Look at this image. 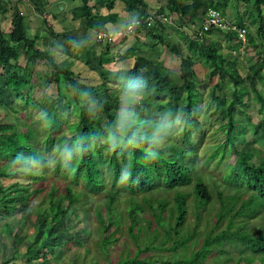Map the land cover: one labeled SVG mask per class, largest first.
Returning a JSON list of instances; mask_svg holds the SVG:
<instances>
[{"label":"trees","instance_id":"16d2710c","mask_svg":"<svg viewBox=\"0 0 264 264\" xmlns=\"http://www.w3.org/2000/svg\"><path fill=\"white\" fill-rule=\"evenodd\" d=\"M68 1L78 3L71 14L84 19L86 24L56 33L49 18V0H0V14L10 17L11 25V31L5 32L0 20V117L8 113L13 118L9 124L0 123V230L10 239L14 250L13 257L3 259L0 264L11 263L23 248L28 263L40 260L37 264H45L47 259L69 253L75 242L87 254L90 248L82 239L90 227L99 237L95 245L108 264L110 248L118 241L110 232L112 227L124 229L126 239L134 243L137 252L131 258H119L116 264L210 263L212 252L220 255L225 252L223 245L231 241L227 238L229 232L243 220L240 209L224 211V207L232 205L223 199L227 194L219 192L215 199L214 193L196 176L192 157L206 156L216 145L211 159L222 157L229 161L234 154V162L229 163L243 171L248 186L264 189L261 186L264 158L246 150L247 145L253 144L252 149L264 146V90L258 89L261 83L264 86V0H239L240 4H252L259 38L256 41L247 30L245 45L252 48L256 59L245 72L222 52L223 39L234 44L230 46L233 50L237 43L241 44L235 31L200 29L209 10L220 12L238 0H163L164 7L155 0L158 7L154 13H168L177 18L179 25L194 28L182 50L179 46L169 48L180 59L179 71L172 73L145 55L136 57V68L111 71L103 63L112 59L98 55L101 82L97 85L85 84L72 70L59 68L48 51L39 50L37 44L43 38H39V32L33 37L29 34L28 15L21 10L25 12L26 3L29 4L32 12L41 17L49 39L77 52L85 48L88 31L94 33L95 42L99 32H108L99 21V10L111 12L120 6L126 12H135L138 18H146L150 14L149 2ZM234 23L244 26L241 17ZM159 29H164L163 25L155 22L134 34L144 33L158 39ZM213 36L220 41L211 40ZM113 42H97L104 45L101 54H109ZM22 55L23 65L19 63ZM38 61L44 62L49 70L46 84H53L59 94L48 109L46 102L40 103L31 92L30 101L25 99L33 86ZM208 63V83L203 81L204 90L200 91L198 76ZM66 92L71 100L63 104ZM207 98L209 101L202 108ZM250 99L256 106L257 122L244 107ZM28 108L42 109L32 125L20 116ZM70 114L76 121H68ZM206 115L213 120L214 133L223 134L222 139L213 133L203 141L206 128L202 118ZM156 116L172 121L176 141L168 138L157 123H151ZM40 138L43 139L38 141ZM53 147L55 161L51 164L43 152ZM227 150L231 155L225 154ZM49 172L57 179L49 176ZM219 172L223 177V171ZM59 179L64 180L62 186L54 183ZM225 189L230 192L227 186ZM99 194L103 197L101 202L98 198L99 203L90 204ZM121 197L126 204L122 210ZM216 201L220 209L214 212ZM211 214L214 219L207 218ZM189 215L192 223H188ZM204 216V230H200ZM91 217L94 224H89ZM224 226V231L216 232ZM29 228L32 232L28 233ZM154 232L156 252L144 259L141 236L151 237ZM231 244L237 246L240 257L235 263L234 258L226 257L223 263L264 264V232L236 233ZM1 245L4 250L6 245ZM182 249H189L192 255L165 261L169 254L175 258ZM143 251L148 253L147 248ZM190 251L179 255L186 257ZM161 253L165 255L163 260Z\"/></svg>","mask_w":264,"mask_h":264},{"label":"rangeland","instance_id":"374dc122","mask_svg":"<svg viewBox=\"0 0 264 264\" xmlns=\"http://www.w3.org/2000/svg\"><path fill=\"white\" fill-rule=\"evenodd\" d=\"M148 2V0H147ZM151 3V1H149ZM236 1H233L232 3L230 2L227 9H222V11H220V13H222V16L224 18L225 21H227L229 24L231 25H235L234 21L238 20L240 17L243 20V24L244 26H240L245 28L246 30H248L250 32V34L252 35L253 38H255L256 41L259 40V38L256 36V29H257V21L255 19L254 13H253V8H252V4L249 5H245V4H240L239 0L236 2L237 4H235ZM37 16V15H36ZM129 18H135V12L132 13H128ZM6 15H2L0 14V20H1V27L2 29H4L5 32H9L11 31V25H10V21L8 22ZM41 19V17H40ZM174 19H176V17H174ZM7 20V22H6ZM42 20V19H41ZM40 20L35 19L33 20L32 24L34 26V34H38L39 32V38L40 37H46L47 39H49L47 37V35L45 34L44 31V27H38V23ZM234 23V24H233ZM42 24V21H41ZM237 26V25H236ZM38 27V28H37ZM199 27V26H197ZM186 31H188L189 35H192V31L193 29H188L190 27H185ZM32 33V31H31ZM29 32V34H31ZM237 33V32H236ZM41 35V36H40ZM182 36V35H181ZM238 36V33H237ZM215 37L214 39L211 38V40L214 41H220V38L217 36H213ZM120 39V38H118ZM169 40V39H168ZM238 41L241 43V40L238 38ZM39 42V41H38ZM42 41L40 43L37 44V47L39 50L41 51H48V56L50 58H52V56L55 58L56 63L59 65V68L63 69H69L72 70L75 74H78L81 79L83 81H85V84H92V85H97L98 83L101 82L100 80V70L101 69H97V67L93 65V68H90L91 71L94 72L93 75L90 74L89 71H86L84 69H81L79 67H76L77 65H74L75 63H71V62H67V61H62L60 60V56L57 55L56 53L54 54V52H50L47 48H45L42 44ZM130 41L127 42L126 47L128 48V50L130 51L134 49L133 45L130 48L129 46ZM185 43V41H184ZM221 45H222V52L225 55V57H227L228 59L232 60L233 62L237 63L239 66H241L243 68L242 72H245V69L251 64L255 62L256 56L254 54V51L252 50V48H247L246 45H243L242 43L239 45L237 43L236 45V50H233L230 48L231 45H234L233 43H231L228 40H221ZM50 47V46H48ZM249 47V46H248ZM65 48H61L62 51H64L65 53H69L71 54L72 57H74V55L76 54L73 51H69L68 50H64ZM133 54V52H130ZM54 61V62H55ZM19 63L21 65H23L25 63V57L22 55V57L19 59ZM179 63V61L177 62ZM44 62L38 61L37 65L35 66L36 69V74L33 75L32 77V85L29 91V94H27V96L25 97V99L27 101H30V99L32 98V96H37L38 97V101L40 103H44L45 106H47V109L49 108L50 104L53 103L55 96L58 97L59 94L57 93V91L55 90V87H53V84H50L48 86V84H46V80H47V76L46 72H48L49 70L46 68V64L44 65ZM79 66L81 67V65L79 64ZM210 66V63H208L205 68L203 69L202 73L198 76V81L199 83V90L203 91L204 90V86H203V81H205L207 84L208 80L206 78L207 73H208V68ZM240 67V68H241ZM171 71V70H170ZM177 72V70H176ZM98 74L96 76V74ZM177 75V74H176ZM61 81L63 79H60ZM217 83V79L214 80ZM118 82V81H117ZM124 88V87H122ZM258 89L260 90H264V86L263 83H261L258 87ZM66 91V90H63ZM33 93V95L30 98L31 93ZM53 96V97H52ZM248 98V97H247ZM71 100V95L70 93L66 92V96H65V100L62 101L63 104L69 103L68 101ZM207 101H209V99L207 98L206 100L203 101L202 103V108H205ZM21 100H17V103H20ZM246 105L244 107H247L248 114L251 116L252 120L254 122L258 121V116L256 113V106L255 103L253 102V100H246ZM42 103V104H43ZM220 109V108H219ZM212 110V108H210V111ZM72 111H76L75 109H73ZM1 112V111H0ZM42 113V109H38V108H28L22 111V114H20V116L25 117L28 120V124L32 125L36 120H38V116ZM241 119H243V117L240 116ZM68 121L70 123L76 121V118L74 115H71L67 118ZM154 120V119H153ZM13 121L12 115L10 114H5V116H1L0 117V123H4V124H9L10 122ZM203 121V125L205 126V130L203 131V141H206L207 139H209V137H211V135H213L214 130H215V126L212 127V123L213 120L209 117V115L203 116L202 118ZM157 124L159 125L158 128L162 129L168 136V138L176 141L177 139L175 138L176 135V131L173 132V127H172V121L170 119H166L164 121H157ZM34 127V126H33ZM25 130V129H23ZM58 134V133H56ZM54 134V135H56ZM220 136L221 139L223 137L222 133L219 132H215L214 136ZM219 138V137H218ZM43 138L38 139V141L42 140ZM212 145H214V142L212 143ZM241 145V144H239ZM253 144L251 146H246V150L247 151H252L253 148ZM216 145L211 147V151L208 155L203 156V158L201 159V163L204 166H208L210 164H212L211 166L205 168V167H201L200 170H198V175L201 177L202 180H204V182L208 185V187L212 190L214 183H217L220 185V188L222 191H226L225 190V186L223 185V183L221 182V178L220 175L221 173H219V169H221L224 173V176L222 177V180L224 182V184H226V186L228 188H230V192L227 195H224L223 199L225 200V202L228 200L232 203V205H228V207H224V211L229 210V208L231 209H240L239 215L241 216V219L243 220V222L239 223L236 227L234 231H230L228 234L229 239H231V241L228 244H224V248H225V252L222 253V255L217 254L215 251L212 252L211 254V261L210 263H205V264H211L212 262L214 264L219 263L220 260V264H225L223 263V259L226 257L229 258H234L233 259V263H235L237 261V258L240 257V252L237 248L236 245L231 244L234 240V235L236 233L238 234H244V233H248V234H257L260 232H264V207L263 206V198H264V189L263 191H261L258 188L255 187H249L248 184L244 181V175H243V171L238 168L235 169L229 162L233 163L235 160V155L233 154L231 156V158L228 160H226L225 158L219 157V158H215V159H211L212 157V152L216 149ZM240 148L242 146H239ZM258 147V146H257ZM243 149V148H241ZM256 151H258L257 155L258 158L262 159L264 158V149L261 148H254ZM240 150V149H239ZM52 153H54V150H51L50 152L46 153V155L49 158V161L51 163H53L54 159L52 157ZM254 153V152H253ZM225 154H229L231 155V151L229 152V150H227L225 152ZM213 165H218L219 168L215 169V167ZM49 176H52L51 173H49ZM53 178L57 179L56 177L53 176ZM5 183L10 182V180H4ZM54 181V180H53ZM64 180L59 179L58 181H54V183H56L57 185L62 186L63 185ZM261 186L264 188V181H262ZM217 193H219V190L216 186L215 191H214V195H215V199H216V195ZM98 198H100V202L103 199L102 194H99L96 196V198H93L90 200V204H96L99 203ZM227 203V202H226ZM239 205V207H231V206H236ZM126 204L124 202V197L120 198L119 201V208L122 210L123 208H125ZM91 214V213H90ZM47 217V216H46ZM94 218H90L89 219V224H94ZM204 219L200 220L199 223V229L200 230H204ZM213 222V221H212ZM212 222H209L210 224ZM188 223H192V219L189 215L188 217ZM33 228V227H31ZM17 227L14 226V230L16 231ZM210 229V228H209ZM226 229V227H221V228H217L216 232H221L224 231ZM87 232L84 233L83 236V241L86 242V245L89 246L90 251L87 254H84V250L81 248V246L79 248H75L73 247L72 252H71V256L69 257V259L67 260L68 262L66 264H71V261L75 260L74 264H80L81 261H84L86 264H108L104 259V255L97 249L95 242L97 241V239L99 238L98 235L96 234V232H94V230L90 227L88 229H86ZM32 232V229H28V233ZM111 233H113V236L115 237V239H117V243L114 244L111 248H110V253H109V260H111L110 264H116L117 261L119 260V258L123 259H127V258H131L133 255H136V249H135V245L134 243L129 240L126 239V236L124 235V229H119V230H115L114 227L111 228L110 230ZM0 235L2 236L3 233L0 230ZM25 235V234H23ZM155 232L153 233V235L151 237H149L147 234L141 236V243H140V248H141V254L143 256V258H150V256L155 254V247L156 244L155 241ZM125 240L127 241V243H125ZM1 243L6 245V248L3 250V248L1 247ZM25 244H23L24 246ZM74 245L76 246V242L74 243ZM133 246V247H132ZM147 248L148 249V253H143V249ZM7 251V254L5 253ZM190 251L188 250H179L176 255L174 260H179L180 259H187L188 257H190V255H192V251L189 252L188 256H183L179 255L182 254L184 252ZM25 253V249H21L20 251V255L19 258H21L23 260V262H17L16 264H33V263H39L40 260L34 261L32 263H27L25 260H27V258L24 257ZM164 253H161L160 258L161 260H163L164 258H162V256ZM9 255H11V242L10 239L8 237L2 236L0 238V263L3 259H6L7 257H10ZM178 256V257H177ZM237 256V257H235ZM182 257V258H181ZM217 257V258H216ZM49 258V256H48ZM62 259V261H61ZM171 260L170 257L169 259H166L165 261H169ZM175 260V261H176ZM200 260H203L202 258H200ZM47 262L45 264H64L63 261H65L64 255L60 256L58 259H56V257H52V259H47ZM255 261V260H254ZM11 264V263H10ZM254 264H257V262L255 261Z\"/></svg>","mask_w":264,"mask_h":264},{"label":"crops","instance_id":"0c3cea01","mask_svg":"<svg viewBox=\"0 0 264 264\" xmlns=\"http://www.w3.org/2000/svg\"><path fill=\"white\" fill-rule=\"evenodd\" d=\"M49 1L51 3L49 7V18L56 33H61L66 30L68 31L78 29L85 26L86 23L84 19H76L71 14L72 9L78 6V3L76 1ZM149 1H151V3ZM149 1L148 2L150 6V14L155 12L154 9L158 7V3L159 6L162 7H164L165 5V2L163 0H159L158 3L155 2V0ZM25 7L27 10L25 12L23 10L21 11L24 14L28 15L26 23L28 24L29 28L27 29H29L30 33L32 31L30 35L33 37L35 36V34L33 33L35 29L32 24L33 20H40L38 23V27H43V25L41 24L42 20L38 15L36 16V14L32 12V9L29 4L26 3ZM164 12L167 13L166 11ZM128 13L129 12H126L123 7L117 6L111 12H105L103 9L99 10L98 16L99 21L103 24V27L106 28L108 32H115L122 30L124 26L132 19L129 18ZM164 16L168 17L169 15L167 13L164 14ZM7 20L9 22L10 17H7ZM185 27L186 26L184 25H179L178 21H175V25L171 26L169 24H165L163 25L164 29H159L161 38L158 39L157 37L156 39H152L150 36H146L144 33L136 35L134 34L130 38L117 39L111 44V47H109V54H101L104 45H100L93 40L94 33L92 31H88L86 33L85 48L83 50L75 52L76 54L74 55V57H72L71 54L62 51V47L57 42L51 39H47L46 37H42L43 40L41 39V44L49 51L59 55L60 60L75 63L74 65H77L76 67L89 71L91 75H93L94 72L90 70V61H92V64H94L98 68V55L105 57V60L110 58L112 59L108 63H103L105 69L111 71L122 68L124 70H128L131 67L133 68L136 63V57L145 55L148 56L149 60L161 63L164 68L170 69L172 73H176V70L177 72L179 71L180 59L175 54L170 53L169 48L172 46H179L178 49L182 50V48L185 47V43L188 42L189 37H191V35L188 34V31H186ZM47 37L50 38L49 36ZM87 38L89 39V41H87ZM128 41H130V48L134 47L133 50L130 49L129 51L126 47ZM132 45L133 47H131ZM69 51L70 50H68V52ZM130 52H133V54ZM178 61L179 63H177ZM79 64L81 65V67L79 66Z\"/></svg>","mask_w":264,"mask_h":264},{"label":"built area","instance_id":"2783aa9c","mask_svg":"<svg viewBox=\"0 0 264 264\" xmlns=\"http://www.w3.org/2000/svg\"><path fill=\"white\" fill-rule=\"evenodd\" d=\"M155 22H158L162 25L167 23H172L170 18L165 17L164 15H159L157 13H151L146 18H138L135 17L131 19L122 30L115 32H99L96 35L97 42L105 43L111 42L118 38H130L139 28L151 27ZM210 29H219V30H234L238 33V37L244 40L246 31L243 28H236L232 26L224 18L221 14L215 10H210L206 14L203 23H202V31L207 32Z\"/></svg>","mask_w":264,"mask_h":264},{"label":"clouds","instance_id":"9594fccd","mask_svg":"<svg viewBox=\"0 0 264 264\" xmlns=\"http://www.w3.org/2000/svg\"><path fill=\"white\" fill-rule=\"evenodd\" d=\"M213 10V9H212ZM210 11V10H209ZM216 11V10H215ZM217 12H219V11H217ZM220 13V12H219ZM221 14V13H220ZM221 16H222V14H221ZM223 17V16H222ZM167 18H170L171 20H172V23L170 24V23H167V24H169V25H171V26H173V25H175V21H177V18L176 19H174V17H171V16H168ZM204 20V19H203ZM203 23V22H202ZM232 26H235L236 28H243V27H240V26H236V25H232ZM200 28V27H199ZM201 30H202V26H201V28H200ZM243 29H245V28H243ZM219 30V29H218ZM222 31H225V30H222ZM227 31H234V30H227ZM245 31L247 32V30L245 29ZM203 32V31H202ZM236 32V31H235ZM239 38V37H238ZM240 39V38H239ZM117 40V39H116ZM241 40V43L243 44V45H245V43H246V35H245V38H244V40H242V39H240ZM115 41V40H114ZM113 42V41H112ZM154 120H151V123H157V121L159 120V121H164V120H166V118H164V117H162V116H156V117H154L153 118ZM261 149H264V146L263 147H261ZM51 150H54L55 151V147H53ZM51 150H49V151H44L43 152V154L47 157V159H48V161H49V158H48V156L46 155V153H48V152H50ZM252 151L254 152H252L254 155L255 154H257L258 153V151H256L255 149H252ZM251 152V151H250ZM255 156H257V155H255ZM52 157H53V159H54V161H55V154L54 153H52ZM258 157V156H257ZM193 158V161H195V163H194V168H195V170H196V176H198L199 178H200V180L207 186V188L209 189V191L211 192V194L212 193H214V191H215V188H216V186H217V188H218V190H219V192H223L224 194H229V192L226 190V191H222L221 190V188H220V185L219 184H217V183H214V186H213V189L211 190L209 187H208V185L204 182V180H202L201 179V177L198 175V170H200L201 169V167H205V168H207V167H209V166H211V165H208V166H204L202 163H201V159L203 158V156L202 157H200L199 155H196L195 157H192ZM256 160V159H255ZM54 161H53V163H54ZM49 163H51L50 161H49ZM53 163H51V164H53ZM214 167H215V169H218L219 168V166L218 165H213ZM219 170H221V169H219ZM49 173H51L52 174V172H49ZM49 173H48V175H49ZM220 173V172H219ZM54 175L52 174V176L51 177H53ZM55 177V176H54ZM194 177V176H193ZM220 178H221V175H220ZM221 182L223 183V185L226 187V184H224V182H223V180H222V178H221ZM216 198H217V195H216ZM220 209V207H219V203L216 201V206H215V210H214V212H217L218 210ZM214 215L213 214H211L210 216H208L207 218L208 219H214V217H213ZM202 219H204V221H205V216L202 218ZM3 236V235H2ZM1 235H0V238L2 237ZM1 247H2V245H1ZM80 246H75V248H79ZM3 248V247H2ZM82 248V247H81ZM71 252H72V249L70 250V252L69 253H65L64 254V258H65V261H63L64 262V264H66L68 261V259H69V257L71 256L70 254H71ZM6 254H7V251L5 252ZM13 255H14V250H13V248H12V246H11V255H9L10 257H7L6 259H5V261H7V260H9V259H11L12 257H13ZM169 257H170V262H172V261H174V258L171 256V254H169L168 255ZM176 260V259H175ZM26 261V260H25ZM61 261H62V259H61ZM9 262H11V264H16L17 262H23V260L21 259V258H16V259H12L11 261H9ZM27 262V261H26ZM28 263V262H27ZM32 263V262H31ZM75 263V260H73V261H71V264H74ZM10 264V263H9ZM80 264H86L84 261H81V263Z\"/></svg>","mask_w":264,"mask_h":264},{"label":"water","instance_id":"95a60500","mask_svg":"<svg viewBox=\"0 0 264 264\" xmlns=\"http://www.w3.org/2000/svg\"><path fill=\"white\" fill-rule=\"evenodd\" d=\"M137 65H138V63L136 62V63H135V66H134L133 68H136Z\"/></svg>","mask_w":264,"mask_h":264}]
</instances>
